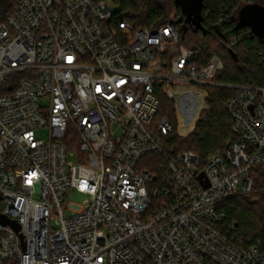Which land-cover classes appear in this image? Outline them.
<instances>
[{"label": "built area", "instance_id": "1", "mask_svg": "<svg viewBox=\"0 0 264 264\" xmlns=\"http://www.w3.org/2000/svg\"><path fill=\"white\" fill-rule=\"evenodd\" d=\"M12 1L0 24V213L21 230L0 224V264H264L219 209L256 191L264 87L216 83L217 54L201 65L175 23L137 27L118 0ZM185 85L234 90L238 139L205 164L164 146L175 127L158 118L161 100L179 102ZM71 191L86 205H69Z\"/></svg>", "mask_w": 264, "mask_h": 264}, {"label": "trees", "instance_id": "2", "mask_svg": "<svg viewBox=\"0 0 264 264\" xmlns=\"http://www.w3.org/2000/svg\"><path fill=\"white\" fill-rule=\"evenodd\" d=\"M260 1L203 0L199 25L194 23V16H188L180 0H118V4L137 27L153 29L175 23L180 45L197 51L201 65H206L210 57L217 54L224 68L215 77L216 83L264 87V38L257 37L240 21L241 10L251 4H260ZM14 6L12 0H0V24ZM199 88L205 92L207 109L202 110L188 137L177 133L175 102L162 98L158 118H169L175 127L173 133L163 137L170 155L194 152L205 164L210 155L224 154L237 141L238 135L227 110L234 90L218 86ZM155 159L163 161L160 155ZM251 174L255 182L254 194L236 196L220 204L219 209L225 212L222 228L229 232L237 246L246 248L260 243L264 249V167L256 166Z\"/></svg>", "mask_w": 264, "mask_h": 264}, {"label": "rangeland", "instance_id": "3", "mask_svg": "<svg viewBox=\"0 0 264 264\" xmlns=\"http://www.w3.org/2000/svg\"><path fill=\"white\" fill-rule=\"evenodd\" d=\"M259 3L264 6V0H261ZM178 88L179 91L189 92L187 95L183 96V98L179 102L177 101L175 105L177 109L178 118L177 133L181 137L186 138L194 131L202 110L207 109L206 96L205 92L202 89L193 85L179 86ZM192 98L194 100V109L193 111H189V100H191ZM37 135L41 139L48 140L49 132L47 129H44L39 131ZM70 161L75 162V159L73 157H70ZM254 199L257 200L256 197H254ZM88 200L89 196L79 194L76 191H71L67 194V202L69 205L75 204L85 206ZM54 226L56 227V224H54Z\"/></svg>", "mask_w": 264, "mask_h": 264}, {"label": "water", "instance_id": "4", "mask_svg": "<svg viewBox=\"0 0 264 264\" xmlns=\"http://www.w3.org/2000/svg\"><path fill=\"white\" fill-rule=\"evenodd\" d=\"M180 2L188 16H194V23L199 25L201 21L203 0H180ZM240 21L243 26L250 28L257 37L264 38V6L260 4H251L244 7L240 12ZM202 178L203 175L200 176V179ZM205 187H208V185L205 184ZM0 224L10 226L16 232H20L21 230V227L17 222L10 220L1 213Z\"/></svg>", "mask_w": 264, "mask_h": 264}]
</instances>
